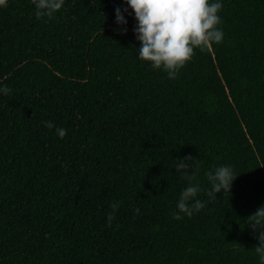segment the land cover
I'll list each match as a JSON object with an SVG mask.
<instances>
[{
  "label": "trees",
  "instance_id": "16d2710c",
  "mask_svg": "<svg viewBox=\"0 0 264 264\" xmlns=\"http://www.w3.org/2000/svg\"><path fill=\"white\" fill-rule=\"evenodd\" d=\"M219 2L223 42L176 79L138 58L126 0L0 7V264H260L246 219L264 206V0ZM189 155L206 207L176 220ZM220 166L236 178L211 200Z\"/></svg>",
  "mask_w": 264,
  "mask_h": 264
},
{
  "label": "clouds",
  "instance_id": "9594fccd",
  "mask_svg": "<svg viewBox=\"0 0 264 264\" xmlns=\"http://www.w3.org/2000/svg\"><path fill=\"white\" fill-rule=\"evenodd\" d=\"M36 11L37 18L49 17L60 11L65 0H31ZM126 3L134 10L137 24L133 31L141 46L138 49V58L150 62L151 67L163 70L169 79H176L179 71L193 59L194 50L199 48L205 51L211 44L223 42L224 32L219 27L222 23L219 12L223 4L216 0H126ZM7 0H0V7H4ZM119 7L115 9L116 23L126 26L128 21L122 12H127ZM116 31L126 34L127 28L120 27ZM7 86L0 87V93L10 94ZM45 127L52 128L51 121L43 122ZM57 135L63 139L67 135L64 128H56ZM189 161H193L198 169V160L187 156L177 160L176 171L183 180L188 181V186L180 193L174 219L183 218L181 213L191 217L194 212H199L206 207V203L196 199L201 191L198 184L192 182L196 179L195 171ZM193 170V171H190ZM207 179L211 183V190L207 196L211 200L217 199V194L222 191L225 196L231 193V188L236 175L230 166H220L214 172H207ZM194 201V202H193ZM120 207L119 203L111 205L113 212L108 216V225L112 226L115 211ZM140 209H135L139 215ZM248 226L253 232H258L259 246L254 247L259 255L260 264H264V206L250 215L247 219Z\"/></svg>",
  "mask_w": 264,
  "mask_h": 264
}]
</instances>
